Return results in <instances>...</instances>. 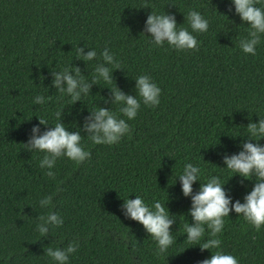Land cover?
Masks as SVG:
<instances>
[{"label":"trees","instance_id":"trees-1","mask_svg":"<svg viewBox=\"0 0 264 264\" xmlns=\"http://www.w3.org/2000/svg\"><path fill=\"white\" fill-rule=\"evenodd\" d=\"M231 8L230 0H0V264H54L44 249L72 240L79 247L68 264H198L210 255L184 239L190 200L181 195L175 176L190 160L199 164L201 182L218 175L221 182L227 179V194L242 200L254 180L228 177L229 170L219 168L221 156L238 151V142L247 139V123L264 117V34L255 55L243 53L238 41L247 35V24ZM189 9L209 22L207 31L194 34L195 50L154 46L148 33H141L150 11L172 13L179 26L188 27ZM82 45L84 51L99 53L107 46L115 53L120 69L112 76L125 93L136 95L133 79L150 75L161 89L160 102L141 104L128 121L130 134L118 143L92 144L81 132L88 159L75 163L60 157L49 177L39 167L43 153L22 144L37 117L48 122L40 125L44 130L65 106L71 114L62 121L74 131L73 121L79 126L85 106L118 107L103 100L110 96V82L98 80L72 105L51 86L49 71L69 64L90 79L98 57L76 59V46ZM37 94L50 99L33 104ZM251 142L264 144V137ZM198 184L193 182V191ZM49 194L51 207L41 208L38 200ZM134 195L146 203L165 201L175 214L173 243L165 252L123 215V199ZM49 211L61 215L63 223L40 237L38 216ZM224 219L221 250L236 256L238 264H264V225L256 229L231 211Z\"/></svg>","mask_w":264,"mask_h":264},{"label":"clouds","instance_id":"clouds-1","mask_svg":"<svg viewBox=\"0 0 264 264\" xmlns=\"http://www.w3.org/2000/svg\"><path fill=\"white\" fill-rule=\"evenodd\" d=\"M230 4L231 10L239 16L240 21L247 24V35L239 39V48L243 53L255 55L257 45L264 34V0H230ZM223 15L226 17V14ZM186 18L188 27H183L179 26L181 23L176 22L172 13L150 11L146 15L141 33L147 32L150 43L154 46L167 44L176 50H195L199 45L194 34L207 31L209 22L194 9L187 11ZM84 47L86 46H76V59L85 62L98 57L90 79L85 78L79 66L69 64L63 69L49 71L51 86L62 95H67L72 105L75 101H81L82 96H87L91 86L98 80L110 82L113 84L108 88L110 96L103 97V100L118 107L113 111L110 107L100 105H93L90 109L85 106L86 114L79 126L73 121L74 131H70L62 121L63 115L71 114V109H66L65 106L59 107L53 113L56 118L54 123L44 130H41L40 125L47 126L48 122L44 117L36 116L38 123L31 126L28 138L22 144L29 152L35 150L43 153L38 163L49 177L55 175L53 166L60 157H66L75 163L88 159L90 152L81 143V132L92 144L118 143L122 137L130 134L128 121L137 115L141 104L155 107L160 102L161 89L150 75L142 73L133 79L136 95L125 93L114 84L112 71L120 69L115 53L107 46L99 53L95 48L88 47L87 51H84ZM48 99L49 96L37 94L32 98V102L43 105ZM76 111L79 114L81 109L77 108ZM117 112L122 115H117ZM245 136L247 139L238 142V151L222 154L223 166L216 165L221 169H228L231 173L228 177L237 174L243 179L254 180L242 200L233 199L227 194L223 187L227 179L221 182L218 175L207 176L204 182H201V168L190 160L184 162L181 171L175 176L179 179L181 195L190 200L187 215L191 217V223L186 220L183 224V231L186 233L184 239L196 242L189 245H198L201 250L207 249L210 252V255L198 261V264H238L236 256L221 250V240L218 236L223 229L224 218L229 217L230 211L242 215L244 220L256 229L264 225V144L251 142L264 137V117H258L255 122L249 121ZM194 181L199 182L196 191L192 188ZM51 202V194L38 200L41 208H50ZM121 208L125 217L138 222L151 236L160 253L165 252L173 243L170 226L176 221L175 214L169 212L165 201L162 203L159 199H153L151 203H146L141 195H134L133 198L127 196L123 199ZM38 220L41 222L37 223L36 228L40 237H46L50 234V228L63 223V217L55 211L39 215ZM206 228L209 230L208 238L201 242ZM78 247V241L72 240L63 247H47L44 252L54 264H68L69 256Z\"/></svg>","mask_w":264,"mask_h":264}]
</instances>
